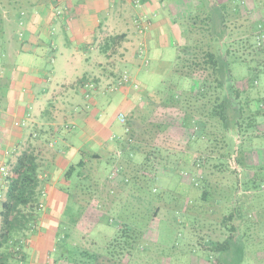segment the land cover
<instances>
[{
  "label": "trees",
  "instance_id": "16d2710c",
  "mask_svg": "<svg viewBox=\"0 0 264 264\" xmlns=\"http://www.w3.org/2000/svg\"><path fill=\"white\" fill-rule=\"evenodd\" d=\"M257 3L186 0L173 20L177 58L161 87L124 110V136L97 152L80 150L47 206L51 178L42 149H26L7 164L0 264H25L24 241L38 229L51 244V264H151L161 250L147 237L163 207L179 211L183 222L166 217L168 225L188 232L191 247L213 264H231L239 252L264 264V17L256 16ZM0 27L6 32L1 15ZM184 173L186 184L203 190L196 207L183 191L168 200L159 187L163 177L178 175L186 189ZM115 188L127 194L121 209L107 214L104 233L98 224L83 231L86 213L107 210Z\"/></svg>",
  "mask_w": 264,
  "mask_h": 264
},
{
  "label": "crops",
  "instance_id": "0c3cea01",
  "mask_svg": "<svg viewBox=\"0 0 264 264\" xmlns=\"http://www.w3.org/2000/svg\"><path fill=\"white\" fill-rule=\"evenodd\" d=\"M182 1L23 0L24 4L19 5L18 0H0L1 24L4 33L9 34L0 40V49L4 58L13 61H10L12 106L2 105L4 97L0 98V162L8 150L19 155L26 149H42V164L51 178V183L45 185L44 199L52 200L69 163L74 162L81 149H90L95 144L101 149L106 141L122 137L88 115L87 108L78 112L86 130L78 136L84 145L76 147L77 138L69 130L65 128L62 135L58 133L61 123L70 126L68 129L75 127L69 123L74 120V114L59 108L77 106L81 98L90 99L95 107L98 103L97 97H92L93 91L97 94L104 85L107 88L115 85V90L124 91L126 103L122 113L132 108L139 98L136 87H141L135 70L144 67L141 58L147 54L149 42L161 45L167 30L178 39L173 20L186 3ZM60 5L66 13L63 19L56 18L61 15L57 12ZM138 20L146 23L143 34L139 32ZM15 26L20 32L15 30L11 34ZM121 36L118 41L111 40ZM141 50L146 52L141 54ZM22 56L32 59L20 63ZM36 59L39 62L35 65ZM122 70L129 71L131 80L119 86ZM56 77L62 80L61 87L53 85ZM84 82L94 83L95 88L87 89L82 96L79 89L84 88ZM56 104L59 108L50 115L48 107L55 108ZM60 136L62 141L58 140ZM45 140L49 142L44 144ZM6 144L12 149L6 148ZM43 239L41 236L40 242Z\"/></svg>",
  "mask_w": 264,
  "mask_h": 264
},
{
  "label": "rangeland",
  "instance_id": "374dc122",
  "mask_svg": "<svg viewBox=\"0 0 264 264\" xmlns=\"http://www.w3.org/2000/svg\"><path fill=\"white\" fill-rule=\"evenodd\" d=\"M166 1L168 2V0ZM219 1L223 2L226 0H219ZM256 1H258L257 4L259 8L258 12L256 13V16L264 17V0H256ZM17 4L23 5L24 4L23 0H18ZM57 12H60L61 15H58V16L56 15L57 16L56 18L63 19L66 13L62 5H60V8ZM11 29H12L11 34L15 33V30L16 32L17 31L20 32V29L16 26L12 27ZM166 33H167V36L161 39L162 41L161 45L158 46L155 41L148 43L147 48H146L147 52L145 51L147 54L142 56L144 58H141L142 59L141 61L144 67L139 70H135L136 78L141 83L140 90H138L139 96L141 95L144 96V94H147V93L150 94L154 92L155 90L159 89L165 77L171 71L176 61V58H177L176 43L178 42V39L177 37L170 36L168 30L166 31ZM8 35L2 34V29L0 27V40H2V38L6 39ZM80 43L81 42L79 41L77 45H80ZM27 58L28 56H22V58L19 59L20 63L21 61L22 62L30 61L32 59L30 57H29L30 60ZM10 61L7 59L5 60V58H3L1 49H0V66H1L0 67V98L4 97L2 101V105H8L10 103V105L12 106L11 92L13 91L12 89L13 80H11V78L13 76L12 75L13 64L11 65V62L13 61L11 62ZM4 62L9 67L8 66L3 67L2 64H4ZM38 62L39 60L36 59L35 65ZM123 71L124 70H122V72ZM125 73L130 75L129 71L123 72L122 75H124ZM236 73L239 76H243L245 75L246 72L244 69L238 67ZM121 78L118 80L117 83H120ZM52 83L55 87H57L58 85L61 87L63 82L62 80L56 77V79H54ZM114 86L115 85H113V87ZM113 87L107 88V86L104 85L102 86L101 90L97 94L95 90H94L95 92L93 91L92 97L93 98L97 97L96 100L98 103V105H96L95 107L91 106L90 99H86L85 97H84L85 99H82L80 97L81 101L79 102V104H77V106L66 105L65 108H59L56 104L55 108L48 107L50 115L54 114V109H58V108L65 109L66 111H68L69 114L71 113L74 114V120L70 121L69 123L70 124L72 123L73 125H75V127L73 126L71 127V129H68L67 127H70V126H68L66 123H61L59 126L60 130L58 129L59 130L58 133L62 135L64 129L66 128L65 129L66 131L69 130V132L72 133V136L77 138L78 143L75 145L76 147H78V145L80 146L84 145V143H82V141L79 139L78 136H82V133L84 132V130H86L84 129L86 126L83 123V120L79 117L80 113L78 114V112H83L85 110L87 111V108H89L87 111L88 115H90L92 118L99 121L100 123L107 125L108 128L112 132L118 133L120 136H124L126 129H125V125L120 122L119 115L120 113H122L123 104L126 103V95L122 89L115 90ZM79 90L82 93V96L88 92V90L84 89L83 87H81ZM261 90L264 91V85L262 86ZM9 93H10V97H8ZM3 109L1 108L2 111ZM1 117H2V114L0 113V118ZM58 140L62 141V136H60ZM61 145L62 144H60V146ZM8 147L9 145L6 144V148ZM9 148L12 149V146L10 145ZM90 149L97 152L99 150V146L95 144L91 146ZM6 152L4 153V159H2V161L0 162L1 163L0 166L1 165L7 166V164L9 165L10 162L14 163L16 161V158L18 156L16 153L12 154L10 150H8V154ZM80 157H81L80 154H77L74 160V163H77L80 160ZM231 164L235 169H237V166H235L234 162H232ZM185 168L186 167H184V169ZM183 177L184 178L182 179L183 180L182 183L185 185L186 189L182 188V186L179 184L181 178L178 175H170L169 177L168 176L163 177L161 181L159 182V187L163 186V188L167 190V192L168 191L170 192L167 196H165L168 200H170V196L172 195L175 196L174 194L175 191H178V192L180 190L183 191L180 193L182 195V198L186 199L185 201L188 204L191 201H193L194 203L191 202L190 205L191 207H196V203L201 204L200 201L202 200L198 199V196H201V193L203 190L199 192L200 190L197 189V187L186 184L189 182V178H190L187 175V173H184ZM115 189L116 191L113 193L115 197L112 198L111 202L110 201L108 202L107 210L91 209L90 211L86 213L87 215L83 218L81 222L82 224L80 227L83 231L89 230L92 224L94 225L98 224L97 228H99L101 225H106L109 219V216L107 214H111L110 212H113V214H115L117 211L121 209V207L123 206V203L125 202V194L127 193H124L118 190V188H115ZM185 192H187L186 194L187 196H185ZM122 193H124V196H122ZM189 198H191V200H189ZM49 202H50L49 199L45 200L44 206H47ZM167 204H169L168 205L169 207L171 206L174 207V204L171 201H167ZM159 214H160L159 222L161 224L158 223L159 225H154L151 232L149 233L147 237L148 242L157 243V246L160 247L159 250H161L159 251L160 255H158L157 258H155L152 261L153 263L151 262V264H213L212 261H209L208 256L200 252L198 248L191 247V243L187 239L188 237L186 238V234H188V232L184 233L183 231L181 232L182 234L178 235V231L174 229V227L172 228L170 224L168 225L169 222L166 221V217L167 218L169 217V221H172L178 226L181 222H183L184 218L181 216L179 211H176L174 209L167 210L166 207H163ZM99 230H102L101 232L104 233V228L100 227ZM40 231L41 230L38 229L36 233L34 232L27 233L28 238L25 239L24 245H25V252L28 256V259L25 264H36V263L38 264L40 262H45V261L47 262L46 264L52 263L50 252H49V250H52L51 244L49 242V239L46 236H42L39 233ZM41 236L44 239L43 241L40 242ZM31 247H33L34 250L33 249L30 250ZM34 254L36 255L38 254V256H40L41 254L42 257L40 256V259H39L40 262L36 259L38 256L35 258ZM243 254L245 255L244 252L243 253L239 252V254H237L236 257L229 258V260L231 259L230 260L231 264H238V263L251 264L252 259L250 258V255H248V257L247 256L243 257ZM250 254H252V252ZM232 256L233 255H230V257ZM241 257H242V260H241ZM143 258H141V261H143L142 260ZM138 264H147V262L143 261Z\"/></svg>",
  "mask_w": 264,
  "mask_h": 264
},
{
  "label": "built area",
  "instance_id": "2783aa9c",
  "mask_svg": "<svg viewBox=\"0 0 264 264\" xmlns=\"http://www.w3.org/2000/svg\"><path fill=\"white\" fill-rule=\"evenodd\" d=\"M137 25H138L139 32L141 34H143L145 32V30H146V27H145L146 26V23L143 20H140V21L138 20L137 21ZM144 53H145V51L144 50H141V54H144ZM129 80H130L129 75L127 73H125L122 76L121 81H120V83H118V85L121 86V85L129 82ZM83 86H84V88H86L88 90L89 89H92L93 90L95 88V84L92 83V82H84ZM119 120H120V122L122 124H125V122H126V116L123 113H121L119 115ZM7 154H8V152H7ZM9 176H10V167H8L6 165H1L0 166V213L2 211V204L6 200L5 192H2L1 191L2 189L1 188L2 187H5L6 179ZM1 223H2V217H1V214H0V229H1Z\"/></svg>",
  "mask_w": 264,
  "mask_h": 264
}]
</instances>
